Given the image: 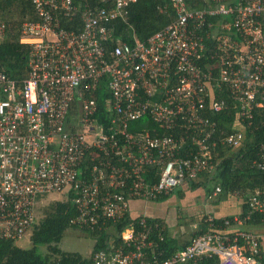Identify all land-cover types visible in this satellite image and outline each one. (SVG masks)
Listing matches in <instances>:
<instances>
[{"label":"built area","instance_id":"obj_1","mask_svg":"<svg viewBox=\"0 0 264 264\" xmlns=\"http://www.w3.org/2000/svg\"><path fill=\"white\" fill-rule=\"evenodd\" d=\"M136 1L31 0L37 19L21 25L25 75L0 69V239L32 231L39 195L71 193L80 229L127 218L119 231L107 229L91 264H264L260 234L228 232L212 214L206 231L160 259V223L132 205L211 172L220 146L245 140V130L227 131L211 115L233 103L248 126L263 104L264 0H206L202 8L170 0L172 22L130 42L116 26L128 23ZM7 28L0 19V43ZM98 91L107 94L104 123ZM141 119L155 130L131 131ZM258 149L264 172V141ZM247 204L233 221L264 216V189Z\"/></svg>","mask_w":264,"mask_h":264},{"label":"trees","instance_id":"obj_2","mask_svg":"<svg viewBox=\"0 0 264 264\" xmlns=\"http://www.w3.org/2000/svg\"><path fill=\"white\" fill-rule=\"evenodd\" d=\"M192 8H202L206 0H186ZM174 18V12L170 0H137L128 7V23H118L116 33L121 34L124 39L133 42V35L136 34L141 40H146L150 35L159 29L169 25ZM0 19L7 22V35L0 43V69L14 77L25 75V66L28 60L29 45L21 43V25L29 19H37L31 0H0ZM97 92L100 110L97 114L99 122H105L106 116L102 104L105 96ZM262 106L254 109V118L251 125L239 124L237 121V109L233 103L221 113L211 115L219 127L227 131L243 129L246 138L236 148L231 146H220L215 153V167L206 174H202L197 180L188 182L190 187L204 186L208 194L221 186V196L230 195L236 191H242L246 196L258 189H264V172H262L255 161L259 158V144L264 141V99ZM72 114V113H71ZM246 125V126H245ZM147 126L151 132L155 130V124L148 119H141L130 124V130L136 131ZM175 191V190H174ZM174 191L169 195H162L154 202L168 200ZM179 195V194H178ZM71 193H68L63 200H54L44 208L42 219L34 224L31 231L32 246L22 248L15 240L0 239V264H91L93 253L103 248L107 229L119 231L127 222V218L116 223L109 222L108 228L80 229L72 222L77 215V209L71 201ZM248 212V204L246 203ZM143 214V213H141ZM206 216L201 217V223L192 232L189 240L181 241L180 237L172 235L167 221L160 217L148 214V220H156L162 227L163 239L158 241L160 255L158 258H166L177 250L183 249L191 243L192 239L201 232L207 230ZM216 223L222 222V218L216 217ZM232 221L233 218L229 217ZM248 224L264 223V216L261 213H254L246 222ZM77 229L83 233L92 235L95 239V246L90 257H84L78 252L63 250L59 243L62 241L65 232L69 229ZM41 246L46 252H43ZM262 257L264 258L263 252ZM215 258H211L205 264H214Z\"/></svg>","mask_w":264,"mask_h":264},{"label":"crops","instance_id":"obj_3","mask_svg":"<svg viewBox=\"0 0 264 264\" xmlns=\"http://www.w3.org/2000/svg\"><path fill=\"white\" fill-rule=\"evenodd\" d=\"M203 188L204 186L196 188L190 187V184L186 183L178 187L168 200L162 201L164 203L162 205L157 204L161 202L134 201L132 204L133 211L136 214L142 212L163 218L170 226L172 235L180 238L182 234L186 233L183 225L187 223L192 224L195 226V229H197L202 221L201 217L203 215L212 214L222 218V220L229 217L244 218L242 216L247 209V196L242 191H236L230 195L221 196L220 193L215 195L214 190L211 194H208L207 188ZM176 191L177 193H175ZM248 220H243V222L233 221V225L228 227L224 224V221H222L219 222V224L217 223V226L225 227L228 232L232 233L240 230H248L260 234L262 252L264 255V223L257 225L248 224L246 223Z\"/></svg>","mask_w":264,"mask_h":264},{"label":"rangeland","instance_id":"obj_4","mask_svg":"<svg viewBox=\"0 0 264 264\" xmlns=\"http://www.w3.org/2000/svg\"><path fill=\"white\" fill-rule=\"evenodd\" d=\"M205 188L206 187H204L203 189ZM175 193H177V191ZM65 197H66V194H62L60 192H50L44 195H39V197L37 198L36 206H35L37 221L39 222L42 219L44 215L43 211L46 205H48L50 202L54 200H63L65 199ZM157 204L162 205L164 203L161 202ZM153 216H156V215H153ZM183 226H184V230L186 231V233L182 234L181 241L189 240L192 237V232L194 231L195 226H193L192 224H188V223ZM95 242H96V239L92 235L83 233L77 229L69 228L65 232L62 241L59 243V246L65 251L78 252L84 257H90L94 250ZM16 244L22 248H30L32 246L31 231L25 237L17 240ZM41 249L43 252L47 251V250L45 251L44 247L42 246H41Z\"/></svg>","mask_w":264,"mask_h":264}]
</instances>
